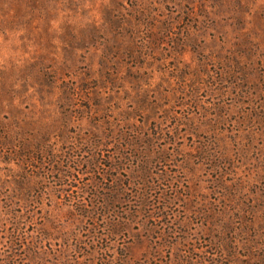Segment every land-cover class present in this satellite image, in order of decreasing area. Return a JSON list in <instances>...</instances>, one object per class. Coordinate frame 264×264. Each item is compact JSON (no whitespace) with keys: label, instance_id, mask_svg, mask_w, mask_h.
<instances>
[{"label":"rangeland","instance_id":"1","mask_svg":"<svg viewBox=\"0 0 264 264\" xmlns=\"http://www.w3.org/2000/svg\"><path fill=\"white\" fill-rule=\"evenodd\" d=\"M0 264H264V0H0Z\"/></svg>","mask_w":264,"mask_h":264}]
</instances>
